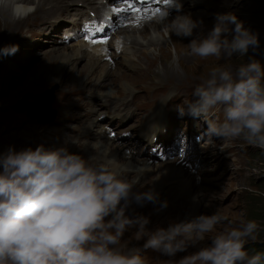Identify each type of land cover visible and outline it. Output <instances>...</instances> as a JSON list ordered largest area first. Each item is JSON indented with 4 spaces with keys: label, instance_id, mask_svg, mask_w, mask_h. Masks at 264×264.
Wrapping results in <instances>:
<instances>
[{
    "label": "clouds",
    "instance_id": "clouds-1",
    "mask_svg": "<svg viewBox=\"0 0 264 264\" xmlns=\"http://www.w3.org/2000/svg\"><path fill=\"white\" fill-rule=\"evenodd\" d=\"M173 5L177 14L169 20L166 8L158 22L170 35L193 37L187 44L193 56L228 59L259 49L258 34L235 14H215L212 29L194 36L203 22L184 14L177 0H171ZM17 50L4 46L0 56ZM185 106L187 114L203 119L205 136L243 139L264 151V65L259 60L249 58L235 70L214 67L195 86L192 99L178 106L180 115ZM218 107L222 120L215 118ZM68 143L74 142L20 150L9 146L0 152V264H147L143 258L147 250L175 257L205 241L174 264H264V252L250 254L246 249L250 240L257 239V221L233 223L217 211L148 230L149 218L130 215L129 210L158 203L155 189L134 191L137 180L94 156L71 152ZM159 203L160 209L167 207V201ZM221 224L225 227L209 237ZM131 228L145 238L142 247L122 244Z\"/></svg>",
    "mask_w": 264,
    "mask_h": 264
},
{
    "label": "rangeland",
    "instance_id": "rangeland-1",
    "mask_svg": "<svg viewBox=\"0 0 264 264\" xmlns=\"http://www.w3.org/2000/svg\"><path fill=\"white\" fill-rule=\"evenodd\" d=\"M34 1L37 2V0ZM50 1L51 0H44L43 5H50ZM208 1L205 4L204 13L202 14L203 16L208 13L206 14V16L208 17V21L204 23L202 25V28L197 30V32H194V36L199 33L206 34L209 30L212 29L215 22V14L231 12L244 23V26L246 28H249L251 31L258 34L260 42L259 49L253 52V50L250 48L249 52L244 57L239 56V54H234L232 58L228 59H225L223 57H209L207 59L195 57L191 54L189 48L187 47V44L193 37H187L186 39H183L182 37H177L175 34H171V37L169 35V31L163 28L160 23L155 24V22H158V19L154 18V20L152 17L156 15V12L153 11L155 14L153 12H149V14H142L144 16H148V18L146 17L147 20H142L140 18L139 21L134 20L132 18L133 16H131L133 14H131L129 15V24L131 23L135 25L136 28L131 29L129 26L128 28H126V30L125 27H127V23L123 21L121 23V28L117 31V36L122 38L127 33L130 36L132 35V37L138 38L140 41L142 40V42H145L144 39L146 37H150L153 35L154 39L160 40L156 42L154 50L152 46L151 51L148 53L144 52L139 60L140 62H142V59H144L148 64L147 68H136L137 66L135 64L138 63V59L134 58V55L129 60H124L122 58L118 59L114 63V69L111 70L117 76L116 79L113 82H110L106 77V82H101L100 80V85H96V78L99 75L100 71H93L91 69V65H89L88 67L89 74H85V82L75 83V79H78L76 77V74L79 69H82V67H84L83 63H85V58L76 61L75 68L72 70L70 62L72 60L75 61L77 58H75L76 56H70V54L63 55L59 58V60L61 59V61L70 60L69 64H67L69 69H67L64 72L63 76H61L62 79H60L59 75L57 74L51 75V72L55 71V69H51L48 66L52 62L51 60H53L50 55L52 54V51L54 49L70 50L72 47H74L82 49V52L87 51V53H89L88 51H93V48L92 50L88 48V46L92 45V43L90 42L83 41V43L80 44H77V42L74 43V41H71L67 44L56 43V40L59 42V37L55 35L57 34V31L54 30L56 29L54 23L59 21V19L61 18L55 20L52 19L53 21L51 20L47 22L45 26L46 29L50 28L48 30L49 32L54 31L55 34L53 33L49 36L46 34V32L39 30L38 26H36L35 29L31 31L34 33L28 35L27 38H24L25 33L31 32L26 31L25 33H23V30H21V27L17 22H14V25H9V23L3 20V18L0 16V45L5 41H20V43L13 44V46H16L18 48V50L14 54L0 56V152L7 150L9 146H14L16 150H20L26 147L35 148L39 144H44L46 148L61 147L65 146L67 137H70V139L78 138L79 142H77L75 145H70L69 143L66 145L71 152L79 153L87 157L90 155L89 151H91V156L96 157L97 161L110 166V164L100 155V150H102L100 142L112 141L113 144H117L119 143V141L125 140H122L120 138L123 132H129V136H133L136 131L141 132L139 131L140 126L134 121V116L126 117L122 121V123L115 128V130H117L115 131L116 137L114 139L106 140L103 136V133H105V131L100 130L103 129L104 125L102 124H107L110 126L109 120H114V116L109 117V119L106 120L105 123H101L93 119L92 121L96 123V126L92 127L90 125V122L88 123L87 121L90 120L91 116L88 117V115L90 113V110L93 109L90 108L86 103L84 104L86 108L82 107V99L78 98L81 99L80 108L83 110V113L78 114L75 117L74 121L76 123L74 125L67 126V129L70 131H65L66 137L62 134H58L62 131H58V128H56V126H59V128L63 127L64 121H60V124L57 125L56 120H61L64 110H67L69 108V106L72 104V101L75 102V99H77V97L74 96V93L77 89H85L84 94L86 96L94 94L100 90V97H104L107 95V93L101 91L103 89L108 91H114L116 89L115 93L109 92L112 96H116L124 91L123 85L125 84L129 86L128 92L132 90V86L138 88L140 84H143L145 86L144 93L147 96L152 93L165 92L168 90L163 95L165 96L171 94L170 90H172L173 93L175 92L176 96H183L182 101L184 99L189 101L192 99V92L195 86L199 84L203 79L207 78L208 74L214 67L221 66L235 70V68L238 67L241 63L248 62L249 58H255L259 60L262 65H264V0ZM229 1H231V3ZM33 5H36V3H33ZM74 15L75 13L69 15V17L64 19L69 20V18ZM70 21L72 22V25L75 23V20ZM146 21L148 22V26L145 23ZM51 22L53 23V26ZM141 26L144 29L141 28ZM145 27L147 29H145ZM36 32L43 33L38 34ZM51 36H53V38ZM171 38H173V42L171 41ZM51 42H55L56 44L53 45H56V47H53L50 54L49 49L51 48ZM59 46L62 47L59 48ZM80 46H85V48H79ZM99 46L100 47L98 49H101L102 45ZM148 49L150 48L148 47L146 50ZM98 52L101 53L100 50ZM117 54L121 55V53ZM124 63L128 64L126 65ZM107 67H109V65ZM92 72L93 74H95V76L92 75ZM151 82H155L157 84V87H147ZM52 84L53 86H55L56 84L58 85V89L56 90V98L52 103V106L56 108V115L54 117V119H56L54 122L45 124L38 123L37 121L26 116V114L22 112L21 109L15 106V101L20 94L27 92L30 96H32L34 93H39L41 90ZM118 84L119 86H121L120 88L116 87L118 86ZM63 92L65 93L61 95V93ZM139 99H144L148 102H141L137 105L140 111H142L143 109H147L149 107V103L153 104L152 109L145 115L143 114V112H132L135 115V119L137 121L141 120L144 123V126H146L151 117V111L152 113H155L158 108H161V105L159 103L151 101L150 99H148V97H141V95L138 94L136 96L131 95L129 99L119 98L118 100L120 101H118V105H123L122 110L131 109L134 101ZM170 100L171 99L166 102L165 108L170 107L168 103ZM93 101L94 99L91 98V102ZM182 101L175 100V103L181 105ZM100 102L101 103L99 105H104L105 101L100 100ZM219 109L222 111V108ZM102 113L103 112H100L99 114ZM114 114L115 117L118 116V112H115ZM215 115H217L215 117L216 119H222V113L217 111ZM175 116L178 117V115ZM180 120L181 118L175 120V126ZM86 130L92 132L89 135L81 137V135L85 134L83 132H85ZM182 130L183 126L181 124L175 131V134L180 133ZM146 136L148 139V135ZM173 138L174 135L169 140H172ZM213 139L216 141H210L214 144L210 148L212 151L216 152V154L211 155L208 152L200 151V155L198 156L197 154V158L190 160V163L194 165V168L190 170L188 169V165L186 163L182 164V162L179 161L183 165L185 175H176L175 177H168V180L165 179V185L157 192L158 197L162 193L166 192L169 187L168 185L172 183L177 187L179 191L186 194L188 202L182 207L181 211V213L185 212L184 215L188 213L190 209H198L199 214L189 216L195 218L201 214L210 215L218 211L222 215L227 217L228 221L233 223H237L241 220L257 221V223L260 225L257 239L255 241L250 240L246 245V249L250 254L256 251L264 252V151H261L259 148L252 145H249L243 139L221 140L215 137ZM142 140L143 138L141 136L137 141L139 142V146H141ZM201 142L205 144L206 139L203 138ZM120 144L128 147L126 143ZM217 145L218 147H224L223 149L219 148V155L217 151ZM132 147H134V145ZM193 151H195V149ZM123 152L124 151H120V155L125 158L126 156H124ZM134 154L139 157V154H136L135 152ZM142 154H144V156L142 158L137 157L138 160L144 159V162L147 165L146 168L150 166L152 168L149 170H136L135 168L134 170L137 172L130 173V176H139L136 179L138 183H140L142 179H145L147 177L145 185L139 190L146 191L148 189L146 188V185H151L149 183L151 177L158 174V172H154L156 166L164 164V161L157 162L152 158L148 159V153L144 151ZM206 157L210 159L208 163H206L207 161L202 164L197 163L198 159L200 161L202 158L205 159ZM140 162H142V160H140ZM113 169L118 171V169ZM178 170L179 168L176 169V171ZM190 174L196 175L191 178ZM132 177L130 178L132 179ZM216 177H219L221 180L218 181L223 182V184L215 186L212 182V179H215ZM187 184V190L186 188H182L186 187ZM136 186H138V184ZM193 194L196 198L201 199L202 203L199 206H191L192 204H190L191 201L189 197H191ZM205 202L208 204H206ZM133 209L134 212L132 211V209L129 210L130 215L137 214L148 217L150 223L153 222L154 229L157 227H165L160 224V220H162L167 227L170 222L178 221L176 217H180L175 216V218L173 217L165 219L163 216L161 219H157L154 216L156 210H154L153 208L145 209L143 207H138ZM224 227L225 224L218 225L214 232L209 234V237L211 235H214L216 232H219ZM144 239L145 238H141L137 235L134 228H131L125 232L122 239V244H126L128 247H142ZM206 242L207 241L196 244L197 246L195 245L194 247L190 246L191 248H194L192 249V252H196ZM144 259L146 260L147 264H174L175 261H178L180 259V256L177 255V257H167L161 254H151L150 256H146L145 254Z\"/></svg>",
    "mask_w": 264,
    "mask_h": 264
},
{
    "label": "bare ground",
    "instance_id": "bare-ground-1",
    "mask_svg": "<svg viewBox=\"0 0 264 264\" xmlns=\"http://www.w3.org/2000/svg\"><path fill=\"white\" fill-rule=\"evenodd\" d=\"M77 1H82V4L86 3L89 11L90 10H95L97 12H99L100 10L97 9L96 6L100 5V7H103L106 3H111L109 0H104L105 2L104 1L102 2L101 0H51L50 1V3H51L50 5H43L44 4V0H37V2H35L34 0H0V16L3 18V20L8 22L9 25H14V22H17L18 25L21 27V30H23L22 31L23 33H25L26 31L31 32L33 29H35L36 26H38L39 30H42L44 32L46 30L45 26H46L47 22L51 21L52 19L55 20V19H58V18H67V17H69V15L74 14L75 12H78L79 9L75 6V3H78ZM205 1L207 2L208 0H205ZM177 2L182 4V10L181 11L184 14H191V16H192V18L194 20L202 21L203 24L208 21V18H205V15L208 14V13L205 12L206 14L202 16V14L204 13V9H205V4L206 3L203 4L201 2H197V1L192 2V1H188V0L186 2L184 0H177ZM229 2L231 3V1H229ZM33 3L34 4L36 3V5H33ZM225 5H227V4H225ZM196 6H201L202 9H194ZM11 7H12V9H11ZM172 8H173V6L168 8V11L172 12L173 11ZM106 9H109V6L106 7ZM154 9L155 8L151 9V11H149V12L152 13ZM164 9H166V8H164ZM128 12H131V7H127L126 10L120 11V13L123 14L124 16H129V15L132 14V13L128 14ZM176 14L177 13L172 14L170 18H173ZM159 15H161L160 12H158L152 18L153 19L154 18L158 19ZM131 16H133L132 18L134 20H137V21H139L140 18L142 20H147V18H148V16H144V15H142V13H136L135 15L133 14ZM72 17H75V16H72ZM128 20H129V18H128ZM145 23L148 26V22L146 21ZM156 23H159V22H155V24ZM52 26H53V23H52ZM129 26H130L131 29H135L136 28L135 25L130 23V24H127V27H125V29L128 28ZM146 27H145V29H147ZM137 28H138V26H137ZM141 28H143V27L141 26ZM199 29L200 28L194 30V32H197V30H199ZM48 33H49V31H48ZM126 34H125V36H126ZM125 36L122 37L123 46L121 48V51H124L125 49H127L129 47H132L133 48L134 58L138 59V63L135 64L137 66L136 68H147L148 64L145 62V60L142 59V62H140L139 60H140V58H141V56L143 55L144 52L148 53V52L151 51V48L146 50L148 47H152L153 46V50H154L155 49L154 46H156V42H158L160 39L159 40L154 39L153 35H152L150 37H146L145 39L143 38L145 40V42H142L138 38L132 37V35L130 36L129 34H127V36L126 37ZM170 36L172 37V35H170ZM183 39H186V38H183ZM171 41L173 42V38H171ZM82 47H83V49L85 48V46H80L79 48H82ZM81 50L82 49H78V48H74V47H72L70 50H68V49L56 50V49H54L52 51V54L50 55L53 58V60H51L52 62L48 66L51 69H55V71L51 72V75L57 74V75H59V78L62 79L61 76H63L64 72L67 69H69L67 64H69L70 60L69 61L68 60L61 61V59L59 60V58L61 56H63V55L70 54V56H73V57L76 56L75 58H77V59L80 58V57H82V58L84 57L85 58V63H83L84 67H82V69L78 70V72L76 74V77L78 79H75V81H76L75 83H77V82L78 83L85 82L86 78H84V77H85V74H89V70H88L89 65H91V67H92L91 69L93 71L98 70V67H100V60L98 59V56L102 57V55H101V53L98 52L99 51L98 48H93V51L95 53L93 51L92 52L88 51L89 53H87V51L86 52H82ZM106 59H108V58L105 57L104 62L108 61ZM70 63H71V68L73 70L75 68V66L72 63H75V61L72 60ZM124 64L127 65L128 63H124ZM108 65L109 64H107L105 67L107 68ZM111 70L112 69H109V71L106 72V76H107V78H108V80L110 82H113L116 79L117 76ZM101 71L99 72V75L96 78V85H100V80L104 79L102 74L105 73V71H102V72ZM92 75L95 76V74H93V72H92ZM105 80H107V79H105ZM120 80H122V79H120ZM120 85H121V82H120ZM123 86H124V91L121 94L113 96V97L110 96V94H107L106 96L102 97L101 100H104L105 102H104V105H99V107H104L108 113L109 112L110 113L118 112V115H119L121 113V111H122V108H123L122 104L118 105V99L119 98H127V96L129 94L132 95V96H136V95L140 94L141 97H148V99H150L151 101L157 103V100L160 98V96L163 93V92H157V93H152V94L147 96L144 93V91H145L144 87L145 86L143 84H140L138 88L132 86V90H130L129 92H128L129 86L127 84H125ZM96 87H98V86H96ZM116 87L120 88L121 86H119V84H118V86H116ZM147 87L156 88L157 84L155 82H151ZM84 92H85V89L80 88V89H77L74 94L81 93L84 96H86L84 94ZM45 96L46 95H43V97H40L37 100V102L34 104L35 107L34 106H30L29 107L28 113L30 115H35V114H33V113H35L33 109L36 108L39 105L40 101L42 99H44ZM88 96H90V95H87V97ZM173 96H176L175 92L173 93ZM114 98H116V99H114ZM72 103H74V101H72ZM85 103L90 108H92L90 102L88 100H84V99L81 102V106L86 108V106L84 105ZM100 103L101 102H99V104ZM20 107L24 108V106H22V104L20 105ZM160 109L161 108H158L155 113H152V111H151V117H150L147 125L145 126V131L146 132L142 135V138L146 137V135H148L149 141H152L154 136H157V137L163 136L164 138H169L170 136H172L175 133V126L174 127H170L168 129H165L163 127L162 116H160L158 114V111ZM96 111H97L96 108H95V110L94 109L90 110V113H89L88 117L94 115ZM39 117L42 119V116H39ZM113 121H114L113 119L109 120L110 125H111V123H113ZM90 125L92 127H95L96 123L94 121H92V122H90ZM100 131H104V130L101 129ZM91 132L92 131H87L86 130L85 132H83L85 134L81 135V137L89 135ZM58 134H62V135H64L66 137L65 131L59 132ZM149 141H147L146 143H149ZM100 144H101V148H102V150H100L101 157H103L104 160H106L110 164L109 167L112 168V169L115 168V169H118V171L121 172L122 171L121 169L124 168L123 172L128 174V175H123L121 173L124 177L128 178L130 176V173H136L137 171L134 170L135 168L136 169H148V170L152 168L151 166L146 168L147 165L144 162L145 160L144 159H140V160H142V162H140V160H138L139 157L136 156L127 146H123L120 143L113 144L112 141L100 142ZM213 145H214L213 143L208 142V144L205 146V150L208 151V153L211 154V155L216 154V152L212 151L211 148H210ZM120 151H124L123 154H124V156H126L125 158H123L120 155ZM141 151L143 153V150L138 145L135 153L139 154ZM89 154L92 155L91 151H89ZM197 154H198L197 151H193L191 153V155L189 156L188 160L196 158ZM209 160L210 159L208 157H206L205 159L202 158L199 161V164H202L205 161H207L206 163H208ZM177 168H179L178 171H176ZM154 172H158V174L155 175V176L153 175V177H151V179L149 180V183L151 185L150 186L146 185V188L152 187V188L155 189L156 193L165 185V182H166L165 179L168 180L169 179L168 177H171V176L175 177L176 175H185L184 174L183 165L180 162H177L175 160L164 161V164L156 166ZM168 172H171V174L168 175L167 174ZM194 175H196V174H190V177L192 178ZM138 177L139 176H134V177H132V179H134V178L137 179ZM146 180H147V177L145 179H142L140 181V183H137L138 186H136V188H134V191L135 190H140L145 185V181ZM218 180H221V179L219 177H216L215 179H212V182H213V184L215 186L223 184V182H219ZM188 184L186 185V187H182V188H186V190H187ZM209 191H211V190H209ZM217 191H218V189H217ZM187 195H189V194H187ZM215 195H216V193H215ZM212 196H213V194H212ZM194 197H195L194 194L191 197H189V199L191 201L190 204H192L191 206H194V205L199 206L202 203L201 199L197 198L196 200H194ZM158 198H159V202L167 201V207L166 208L160 209V203L159 202L156 203V204L147 203V204H145L143 206V208H145V209L153 208L154 210H156V213L154 214V216L157 219H161L163 216H164L165 219L173 218V217L175 218V216H180L179 218L176 217V219L178 221L187 219L184 216L185 212L181 213L182 207L185 205V204H181V202H180L181 195L178 194V192L172 186H169L167 191L162 193ZM211 199H212V197H211ZM209 203H210V201H209ZM206 204H208V203H206ZM188 205H189V203H188ZM132 207L133 208H138L140 206L133 205ZM135 215H137V214H135ZM160 224H162L163 226L166 227V225L164 224V222L162 220H160ZM146 227H147L148 230H154L153 222L148 224ZM193 247L192 248L189 247L186 252L177 253L176 257H177V255H179L180 258H182L185 255L194 253V251L192 252V249H194Z\"/></svg>",
    "mask_w": 264,
    "mask_h": 264
},
{
    "label": "water",
    "instance_id": "water-1",
    "mask_svg": "<svg viewBox=\"0 0 264 264\" xmlns=\"http://www.w3.org/2000/svg\"><path fill=\"white\" fill-rule=\"evenodd\" d=\"M54 90H55V86L50 88L46 93H44V95H46L45 98L42 99L40 101L39 105L36 108L33 109L34 112H35V113H33V114H35L33 116L37 117L41 121L50 122L53 119L54 112L49 110V104H50V102L52 101V99L54 97ZM40 97H43V94L38 96L34 103H29V106L28 105L26 106L25 101H22L21 103H19V105L22 104V106H24V108L29 110V107L30 106H34V104L37 102V100ZM39 116H42V119Z\"/></svg>",
    "mask_w": 264,
    "mask_h": 264
},
{
    "label": "snow or ice",
    "instance_id": "snow-or-ice-1",
    "mask_svg": "<svg viewBox=\"0 0 264 264\" xmlns=\"http://www.w3.org/2000/svg\"><path fill=\"white\" fill-rule=\"evenodd\" d=\"M92 42L93 43H107V40L106 39H102V40L93 39Z\"/></svg>",
    "mask_w": 264,
    "mask_h": 264
}]
</instances>
